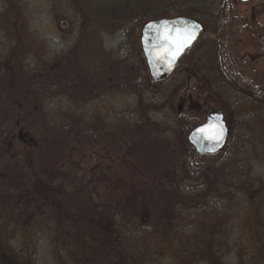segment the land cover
<instances>
[{
	"label": "rangeland",
	"instance_id": "374dc122",
	"mask_svg": "<svg viewBox=\"0 0 264 264\" xmlns=\"http://www.w3.org/2000/svg\"><path fill=\"white\" fill-rule=\"evenodd\" d=\"M101 1L0 0V92L59 67L73 50L80 62L99 68V84L110 75L114 89L95 99L53 91L42 108L55 125L84 123L105 136L82 167L99 174L100 202L112 205L103 213L120 215L127 237L123 244L117 234L99 239V226L89 222L56 229L0 206V264H264V34L242 23L255 4L196 0L193 16L205 26L203 36L169 79L154 84L140 44L144 25L104 31ZM122 85L128 90L120 91ZM210 108L226 115L232 133L220 155L200 159L187 137ZM136 123L139 156L121 155L115 142L130 141ZM161 160L167 168L183 162L186 184L197 191L201 174L193 166L199 173L227 168L229 188L219 197H188L172 226L155 227L163 203L156 197L154 207L146 204L155 177L145 166Z\"/></svg>",
	"mask_w": 264,
	"mask_h": 264
},
{
	"label": "trees",
	"instance_id": "16d2710c",
	"mask_svg": "<svg viewBox=\"0 0 264 264\" xmlns=\"http://www.w3.org/2000/svg\"><path fill=\"white\" fill-rule=\"evenodd\" d=\"M204 5L201 4V8ZM196 6V0H102L99 3V23L106 32L117 27L129 33L133 31L131 27L145 25L161 16L194 18ZM76 56L74 50L67 56L72 60V67L68 66L70 60H63L59 67L48 68L30 80L22 81L17 88L11 90V87L3 86L0 94L7 97L0 98V206L15 215L22 213L56 229L68 226L76 229L89 222L99 226V239L117 234L116 241L123 244L128 231L123 223L118 224L120 215L110 219L103 213L112 209V205L100 202L102 179L99 174L96 179L82 167V162L89 160L105 136L98 127L84 123L55 125L42 108L45 96L54 92L92 100L100 92L114 89L109 88V74L103 77L106 81L99 84V68H90ZM118 89L125 92L128 87L122 85ZM135 128L136 133L127 137L130 141L115 142L121 155L139 156L142 141L139 142L141 138L137 132L142 134L141 124L136 123ZM163 163L161 160L152 168L145 166L146 171L155 177L148 195H144L146 204L154 207L157 199L163 203L162 207L158 206L161 215L155 227L172 226L173 217L186 200L190 201L188 197L195 194H207L204 195L207 197L213 193L219 197L229 188L231 176L222 166L201 173L193 166L192 170L198 172L196 175L201 174L197 191L186 184L189 180L181 170L183 162L168 168Z\"/></svg>",
	"mask_w": 264,
	"mask_h": 264
},
{
	"label": "water",
	"instance_id": "95a60500",
	"mask_svg": "<svg viewBox=\"0 0 264 264\" xmlns=\"http://www.w3.org/2000/svg\"><path fill=\"white\" fill-rule=\"evenodd\" d=\"M149 25L155 27L149 28ZM165 25L169 28L188 29L195 32V38L187 47L176 54L175 59H172L171 55H166L165 47L161 46L163 41L160 34L163 32ZM203 32L204 28L201 23L186 16L161 18L147 23L142 29L140 41L151 80L154 83H159L171 76L180 60L188 50L193 48ZM210 125L223 129V139L219 143L207 139L205 134L201 132V129H207ZM228 138L229 128L221 113L213 114L207 122L191 130L187 137L191 147L202 157L215 156L223 152Z\"/></svg>",
	"mask_w": 264,
	"mask_h": 264
},
{
	"label": "snow or ice",
	"instance_id": "6c2138e0",
	"mask_svg": "<svg viewBox=\"0 0 264 264\" xmlns=\"http://www.w3.org/2000/svg\"><path fill=\"white\" fill-rule=\"evenodd\" d=\"M148 27L154 28L155 26L149 25ZM160 37H162L163 44L161 46L165 47L166 55H171L172 59H175L176 54L187 47L195 38V32L188 29L169 28L165 25ZM201 132L205 134L207 139L216 143H219L223 139L222 128L210 125L207 129H201Z\"/></svg>",
	"mask_w": 264,
	"mask_h": 264
},
{
	"label": "flooded vegetation",
	"instance_id": "af4514ba",
	"mask_svg": "<svg viewBox=\"0 0 264 264\" xmlns=\"http://www.w3.org/2000/svg\"><path fill=\"white\" fill-rule=\"evenodd\" d=\"M240 1V3L241 4H243V5H251V4H255V5H253V6H251L250 7V16L249 17H244V21H242V23H244L245 24V29L247 30V31H249V30H251V29H255V31H257V32H259V31H262L263 32V34H264V22L262 21V18H263V16H261V17H259L260 16V9H261V11H263L264 12V0H239ZM227 4H228V2H227ZM229 6L228 7H226L225 9H226V11H225V13L227 12V11H229V9H231V6H232V3L229 1V4H228ZM224 13V14H225ZM230 20H232V17H230ZM246 31V32H247ZM261 37V40H264V36L262 37V36H260ZM201 38V37H200ZM200 40V39H199ZM199 40H198V42H199ZM197 42V43H198ZM260 42V41H259ZM197 43L195 44V46L197 45ZM194 46V47H195ZM194 47L192 48V49H194ZM191 49V50H192ZM191 50H189L188 52H190ZM188 52L185 54V56L181 59V61H180V63H179V65L177 66V68H179L180 67V65H181V62L184 60V58L186 57V55L188 54ZM250 58L254 61L255 60V58L252 56V55H250ZM220 60V63H219V65L220 66H223V63H222V59L220 58L219 59ZM177 70V69H176ZM176 70H175V72H176ZM186 70H189V69H186ZM174 72V73H175ZM173 73V74H174ZM172 74V75H173ZM171 75V76H172ZM170 76V77H171ZM225 76H226V79L229 81V82H233V79L229 76V75H226V73H225ZM169 77V78H170ZM169 78H167V79H169ZM167 79H165V80H167ZM165 80H163V81H165ZM247 81V80H246ZM242 88V87H241ZM258 101L259 102H263V100L262 99H258ZM212 109V110H211ZM211 110V111H210ZM210 110L206 113V119H205V122L206 121H208L211 117H212V115L213 114H216L217 112L216 111H214L213 110V108H210ZM223 114V113H222ZM224 115V114H223ZM224 120H225V123L227 124V126H228V128H229V131H230V136H231V133H232V129H231V126H230V124H229V122L227 121V118H226V115H224ZM229 139H230V137H229Z\"/></svg>",
	"mask_w": 264,
	"mask_h": 264
}]
</instances>
